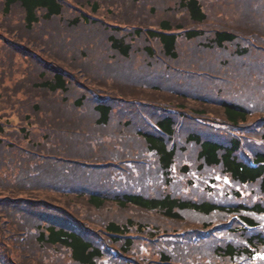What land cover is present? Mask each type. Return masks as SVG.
<instances>
[{
  "label": "trees",
  "instance_id": "1",
  "mask_svg": "<svg viewBox=\"0 0 264 264\" xmlns=\"http://www.w3.org/2000/svg\"><path fill=\"white\" fill-rule=\"evenodd\" d=\"M0 264H264V0H0Z\"/></svg>",
  "mask_w": 264,
  "mask_h": 264
}]
</instances>
